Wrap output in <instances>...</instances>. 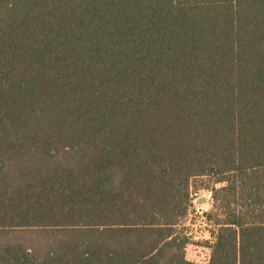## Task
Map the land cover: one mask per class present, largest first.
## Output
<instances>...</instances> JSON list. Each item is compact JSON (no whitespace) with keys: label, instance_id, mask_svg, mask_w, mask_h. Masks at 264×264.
<instances>
[{"label":"trees","instance_id":"obj_1","mask_svg":"<svg viewBox=\"0 0 264 264\" xmlns=\"http://www.w3.org/2000/svg\"><path fill=\"white\" fill-rule=\"evenodd\" d=\"M198 187L264 264V0H0V264H196Z\"/></svg>","mask_w":264,"mask_h":264},{"label":"rangeland","instance_id":"obj_2","mask_svg":"<svg viewBox=\"0 0 264 264\" xmlns=\"http://www.w3.org/2000/svg\"><path fill=\"white\" fill-rule=\"evenodd\" d=\"M200 183L196 182L194 186H200ZM201 197L206 198L205 204H197V200ZM192 202L191 210L182 225L192 236L190 244L186 248V258L196 264H208L211 232L216 228L213 221H209L205 215L208 213L214 215L211 188L198 187V189H194Z\"/></svg>","mask_w":264,"mask_h":264},{"label":"water","instance_id":"obj_3","mask_svg":"<svg viewBox=\"0 0 264 264\" xmlns=\"http://www.w3.org/2000/svg\"><path fill=\"white\" fill-rule=\"evenodd\" d=\"M206 203V198H204V197H201V198H199L198 200H197V204H205Z\"/></svg>","mask_w":264,"mask_h":264}]
</instances>
